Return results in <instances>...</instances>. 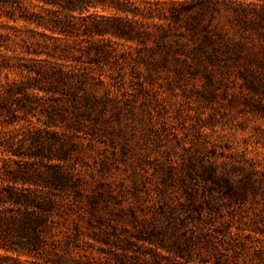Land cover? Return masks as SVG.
<instances>
[{
    "label": "rangeland",
    "instance_id": "374dc122",
    "mask_svg": "<svg viewBox=\"0 0 264 264\" xmlns=\"http://www.w3.org/2000/svg\"><path fill=\"white\" fill-rule=\"evenodd\" d=\"M251 2L105 0L84 15L136 24L134 41L84 27L53 34L0 3V94L16 80L29 95L0 98V186L13 173L35 178L17 187L59 204L44 249L21 264H264V29L238 9ZM173 3L186 8L185 36L169 49L154 35L166 23L146 9ZM60 70L50 91L42 72ZM54 174L64 188L48 187ZM202 178L258 187L212 208ZM7 256L16 264L3 249L0 264Z\"/></svg>",
    "mask_w": 264,
    "mask_h": 264
},
{
    "label": "trees",
    "instance_id": "16d2710c",
    "mask_svg": "<svg viewBox=\"0 0 264 264\" xmlns=\"http://www.w3.org/2000/svg\"><path fill=\"white\" fill-rule=\"evenodd\" d=\"M43 3L45 6L56 8V11L52 13V16L44 18L38 14H28V9L24 7V0H0L6 7L9 19L15 22L19 20L27 21L31 24L36 23L39 27L43 26L45 30L51 31L53 34L69 36L74 33L79 27H84L86 32L90 35H105L110 34L119 36L128 40L134 41L136 37L141 39L143 34L139 33L136 29V24L130 21H124L121 19H103L99 21L93 15L84 17L85 14H89L91 8H97L100 3H104L105 0H36ZM251 8L239 7L240 17L244 23L255 24L258 28L264 29V0H252L250 3ZM183 4L173 3L168 8L160 9L157 16H154L157 10L151 8L146 9L151 15L152 19H159L166 23L164 25H157V32L154 33L158 43L165 48H174L179 46L177 40L178 37H184L185 34L180 32L182 21V13L185 11ZM47 14H51L48 10H45ZM64 12L65 16L60 17V13ZM168 12L170 13L168 15ZM80 16V17H77ZM38 20H34L33 17ZM84 18L82 21L85 23L79 25L77 19ZM88 18V23L86 22ZM38 21V22H37ZM180 26V27H178ZM259 30V32H260ZM57 46H54L55 51ZM203 49V48H200ZM50 55V54H49ZM51 56V55H50ZM42 74L50 78V91H53L58 86L56 83H63L61 70L51 76L48 72L43 71ZM86 82L84 87H86ZM2 93L0 98L4 102L11 103L15 100L17 94H23L29 98L28 89L24 86L18 85L16 80H9L2 86ZM28 109H31L32 104H26ZM33 108V107H32ZM50 119L52 115L48 113ZM40 151V150H39ZM39 155L44 152L40 151ZM9 181H12L13 185L0 186V240L3 244H0V249L5 250L7 253L11 252L17 256L14 259L16 264L20 263V257L22 255L35 256L40 253L46 244V233L49 226L50 219L54 218L55 209L59 206L55 197L49 194H37L34 190L20 189L17 187L19 183H22L25 187L26 184H30V179L26 176H19L15 173L12 174ZM33 177V176H31ZM204 177V176H203ZM206 184V191L210 194L208 204L210 207H219L222 203H226V200L230 204L246 201L251 192V188L256 189L258 185L252 184V180H246L240 182L238 185H233L229 180L223 181L213 180V185H209L204 178H202ZM48 187L62 189L65 187V179L59 174H54L52 177H46L45 180ZM210 181V179H209ZM1 183V182H0ZM258 184L264 185V181H259ZM260 192L255 196H260L264 204V190L259 188ZM195 192L194 190H191ZM192 192V193H193ZM192 197L191 203H196L197 195L190 194ZM199 206V205H198ZM17 211V212H16ZM52 222H54L52 220ZM13 257H5V261L8 264Z\"/></svg>",
    "mask_w": 264,
    "mask_h": 264
}]
</instances>
